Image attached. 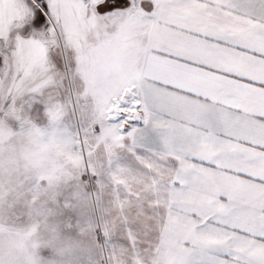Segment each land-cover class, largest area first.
<instances>
[{
    "label": "snow or ice",
    "instance_id": "obj_1",
    "mask_svg": "<svg viewBox=\"0 0 264 264\" xmlns=\"http://www.w3.org/2000/svg\"><path fill=\"white\" fill-rule=\"evenodd\" d=\"M0 264H264V0H0Z\"/></svg>",
    "mask_w": 264,
    "mask_h": 264
}]
</instances>
